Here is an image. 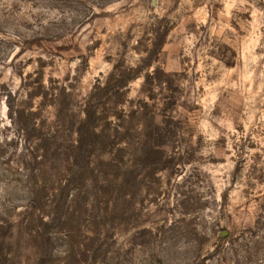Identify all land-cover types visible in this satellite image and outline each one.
I'll return each mask as SVG.
<instances>
[{
    "label": "rangeland",
    "instance_id": "obj_1",
    "mask_svg": "<svg viewBox=\"0 0 264 264\" xmlns=\"http://www.w3.org/2000/svg\"><path fill=\"white\" fill-rule=\"evenodd\" d=\"M0 264H264V0H0Z\"/></svg>",
    "mask_w": 264,
    "mask_h": 264
}]
</instances>
